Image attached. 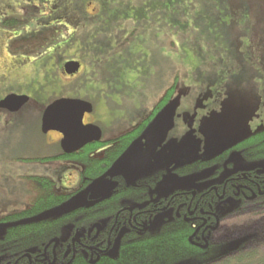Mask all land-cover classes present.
<instances>
[{
	"label": "rangeland",
	"instance_id": "1",
	"mask_svg": "<svg viewBox=\"0 0 264 264\" xmlns=\"http://www.w3.org/2000/svg\"><path fill=\"white\" fill-rule=\"evenodd\" d=\"M74 2L79 3V0ZM39 4H26V0H0V71L6 70L5 63L8 66L13 63L15 70L26 71L23 67L26 56H21L24 49L20 46L24 44L27 36L22 34L17 36L14 30L25 23H18L19 18L22 21L29 15L30 17L42 15ZM101 7L104 9L102 17H106L105 21L126 19L130 16L132 17L130 20L137 22L143 30H147L144 21L147 11L154 10L162 17L163 14L176 15L180 19L184 16L193 17L194 21L191 24H194L195 31L190 33V38L193 37L195 41L193 39L187 43L186 39L177 40V45L168 52L163 50L164 46H150L149 50L154 56L152 61L157 65V74L169 64L179 68V89L171 109L181 111L188 120L186 128L180 129L184 137L181 140H184L187 149L185 159L171 166L169 163L163 164V158L144 152L150 144L157 141L156 135L162 134L163 139V133H171L174 130V128H165L163 123H169L173 119L167 108L161 109L152 118L144 132L99 179L83 187L80 180L83 163L79 159L57 161L45 159V150L37 147L36 139L29 147L20 144L13 150L9 149L13 152L11 153L13 156L8 159L7 156L4 158V154L8 152L2 150L0 146V199L2 194L12 193V185L19 186L21 183L24 185L26 183L33 186L30 182L31 176L49 178L54 183L53 192L70 195L61 204L22 219L20 221L22 223L54 218L78 207L89 205L90 189L104 178L110 180L120 178L124 184L131 186L141 180L157 176L155 186L150 192L155 195L154 197H163L179 189L201 190L212 183L221 182L236 170L264 169V160L247 161L239 151L234 150L228 156L227 162L231 164L225 165L216 174L214 173L216 166L187 176H179L175 171V167L196 159L211 158L249 134L264 130V0H103ZM83 22V26H88L90 23V21ZM179 26L185 25L180 23ZM60 34L57 37L47 36L46 43L58 45L69 40L70 37L65 32ZM147 37V34L140 32L131 44ZM141 49L142 46L135 42L131 48L128 45L116 51L110 61H128L134 67L137 64L136 54ZM66 56L67 53L55 49H51L49 55L53 61L70 58ZM166 58L170 63H167ZM106 66L107 64L102 74L103 79L107 81L102 82L107 84L109 89H105L104 95L111 94L118 85L122 88L125 83L130 86L134 84L133 68L126 75H121L120 79H111L108 78ZM2 73L0 72V78ZM13 85L10 82L3 83L0 97L7 92L13 94L11 92ZM17 87L27 93L25 85L21 87L17 85ZM152 109L153 107L149 112ZM119 110L113 106L110 107L109 112L114 113ZM123 112L122 115L109 117L107 125L99 124L102 128H100L102 141L131 130L150 114L149 112L143 114L142 107H133ZM96 117L98 116H94V119ZM190 121L196 123L192 125ZM35 129L38 130L37 138L46 136L39 132L37 126ZM192 132L196 135L204 133L206 137L202 141L194 139ZM54 150L57 151L56 148ZM104 150L105 147L99 148L94 155L98 157ZM50 154L47 157L55 155ZM29 171L41 173L28 175ZM19 189L20 199L29 206L35 197L31 198L24 189ZM35 193V195L39 194L38 191ZM10 197L15 196L10 194L4 196L0 204ZM240 210L223 219L217 230L212 233L213 241L221 243L218 245L219 254L232 253L241 244L240 238L243 236L264 237V209L249 207ZM11 211L12 208L9 211L6 209L5 214L0 215L1 235L10 224L20 223L3 220L6 213ZM167 214L168 212L165 211L156 214L150 229L156 231ZM116 251L117 244L111 249V253L116 254ZM175 264H194V260L186 259Z\"/></svg>",
	"mask_w": 264,
	"mask_h": 264
},
{
	"label": "trees",
	"instance_id": "2",
	"mask_svg": "<svg viewBox=\"0 0 264 264\" xmlns=\"http://www.w3.org/2000/svg\"><path fill=\"white\" fill-rule=\"evenodd\" d=\"M174 90L175 84L165 91L150 114L131 130L109 140L94 142L76 154H60L57 158H75L83 163L80 179L83 186L99 179L144 132L156 113L169 101ZM102 147H106L103 154L93 156ZM234 150L239 151L244 160H264V130L249 134L211 158L193 160L175 168V171L179 176H187L216 166V174ZM115 180L118 181L116 190L90 206L79 207L54 218L22 223V219L61 204L69 197L53 192L54 184L50 179L31 177V182L40 189V194L28 208L3 218L20 223L10 224L0 235L1 264H12L21 255L22 260L17 264H27L26 253L34 257L44 252L46 246L51 249L58 239L69 243L76 231L83 235L77 240L76 252L69 264H175L186 259H193L194 264H264V237L256 236L252 244H247L250 236L242 237L241 244L229 255L219 254L220 244L211 238L216 225L227 214L248 204H257L264 209V169L237 170L223 182L207 186L194 196L178 191L158 200L150 198V189L157 181L155 177L131 186L124 184L120 178ZM234 183L250 187L258 196L256 200L245 202L241 197H236L231 191ZM224 185L227 191L221 198ZM166 205L171 209V217L164 220L159 230L151 231L149 228L153 217ZM178 207L179 216L176 217ZM95 224L101 228L94 237L95 232L88 235L87 231ZM143 226L146 228L142 230ZM117 238V254L111 255L106 250L113 247ZM60 243L56 246V254L59 255L55 263L67 264L71 255L66 259L63 257ZM48 251L50 253L52 249ZM91 255L94 262L89 261Z\"/></svg>",
	"mask_w": 264,
	"mask_h": 264
},
{
	"label": "crops",
	"instance_id": "3",
	"mask_svg": "<svg viewBox=\"0 0 264 264\" xmlns=\"http://www.w3.org/2000/svg\"><path fill=\"white\" fill-rule=\"evenodd\" d=\"M27 3L34 5L40 3L39 9H42L43 12L37 17H30L29 15L22 21L19 18L18 23H25L14 30L17 36L20 34L27 36L24 44L20 47L24 49V54L21 53V56H26V59L23 60V67L27 71L25 88L30 105L28 110L16 115L9 116L0 113V146L2 150L8 152L4 154V158L7 156L8 159L13 156L11 154L13 152L9 149L13 150L15 146L20 144L29 147L33 145L34 139L38 140L37 147L40 150H45L44 155L59 153L58 150L56 152L49 147L50 142L52 139L56 140L57 135L48 137V139L44 137L39 139L37 138L38 130L35 129L36 126L39 128L41 125L40 118L44 107L56 99L73 98L90 103L91 113L88 115L87 121L100 127V123L107 125L109 117L122 115L124 110L133 107H142L144 109L143 114L148 113L161 99L165 91L175 84L171 98L162 108H167L168 112L173 115V119L169 123L163 122L165 128H174V130L171 133H163V139L162 134L156 135L157 141L150 144V147L144 152L155 155L157 158H163L162 163H169L171 166L183 161L187 149L184 140H181L184 137L180 129L186 128L188 120L181 111L171 109L179 89V68L169 64L157 74V65L152 61L154 56L149 50L150 46H164L165 49L163 47V50L168 52L177 45V40L184 41L186 39L187 43L192 41L194 38H190V33L195 31L194 24H191L194 21L193 17L184 16L180 19L176 15L164 14L162 17L154 10L147 11L146 18H144L147 30H143L137 22L130 20L132 18L130 16L126 19L117 18L110 22L105 21L106 17H102V10L104 9L101 7L103 0H79V3L74 2V0H26ZM83 21H90V23L88 26H83ZM180 23L185 26L180 27ZM61 32H65L70 37L68 41L58 45L46 43L47 36L57 37L61 35ZM140 32H144L148 37L135 41L138 42L139 46H142V49L136 54V66L133 67L128 61L114 60L111 62L110 58H113L116 51L121 48L124 49L128 45L129 48L132 47L135 43L131 44L132 40ZM35 37L37 38L35 39ZM51 49L65 52L67 53L66 57L70 58L64 61H53L49 57ZM70 60L80 64L79 70L74 76H64L62 73L63 64ZM166 60L167 63H170L168 58ZM106 64L108 78L111 79H120L121 75H126L133 68L134 84L130 86L125 83L122 88L118 85L111 94L104 95L105 89H109V86L102 82L107 81L103 79L102 74ZM113 106L120 110L114 113L109 112L110 107ZM94 116L98 117L94 119ZM190 122L192 125L196 123L195 121ZM16 124L19 125L16 126ZM18 128L20 129L17 130ZM192 135L194 139L201 141L206 137L204 133L196 135L192 132ZM31 173L33 172H28V174ZM19 188L24 189L31 198L36 194L34 186L26 183L25 185L21 183L19 186L12 185V193L8 194L15 197H10L6 202L0 204V215L5 214L6 209L9 211L12 208L11 212H14L28 207L19 197ZM8 194H2L0 202ZM25 198L28 199V197Z\"/></svg>",
	"mask_w": 264,
	"mask_h": 264
},
{
	"label": "flooded vegetation",
	"instance_id": "4",
	"mask_svg": "<svg viewBox=\"0 0 264 264\" xmlns=\"http://www.w3.org/2000/svg\"><path fill=\"white\" fill-rule=\"evenodd\" d=\"M65 64V63H64ZM5 66H7V68H6V70L4 71H0V72H3L2 73V76H1V78H0V80L2 81V83H0V88L2 87V84L3 83H8V82H10L11 84H14L13 86V88H12V93L13 94H17V95H26L27 96V94H26V92H24V91H22L21 90V88H19V87H17V85L18 86H24L25 85V87H26V83H27V71H23V70H15L13 67H15V65L13 64V63H11V65L10 66H8L7 65V63H5ZM64 66V65H63ZM62 73L64 74V75H67L66 73H64V69H63V67H62ZM67 76H72V75H67ZM1 90V89H0ZM9 92H7L6 94H4V95H2L1 97H0V99H3L4 97H6L7 96V94H8ZM6 95V96H5ZM8 95H10V94H8ZM27 104V105H26ZM27 107H26V106ZM30 104H29V99H28V101L22 106L24 109H22V108H20L19 110H17V111H14V112H12V111H9V110H6L5 108H1L0 109V113H3V114H5V115H16V114H19V113H23V112H25L26 110H28L27 108H28V106H29ZM154 108V107H153ZM2 110H6V111H2ZM153 110V109H152ZM151 110V111H152ZM91 113V112H90ZM90 113H85V115L83 116L84 118H83V122H84V124H94V123H92V122H90V121H87V117H88V115L90 114ZM150 113V112H149ZM157 114V113H156ZM96 125V124H95ZM39 132L41 133V134H43V135H46L44 138H46V139H48V137H52L53 135L55 136V135H57V138H55L56 140H54V139H52V142H50V146H51V148L53 149H57L58 151H59V153L57 154H55L54 156H51V157H47L46 155H44L46 158L45 159H47V158H52V159H50V160H53V159H55L56 161L57 160H66V159H60V158H57V156L58 155H60V154H66V155H72V154H76V153H78L80 150H82L84 147H87L88 145H91V144H93L94 142H92V143H89V144H86L85 146H83L81 149H79L78 151H76V152H73V153H71V154H68V153H65L64 151H63V149L61 148V146H60V141H61V138L63 137V135L61 134V133H59V132H57V131H48L47 133H43L42 131H41V125H39ZM100 141H102V140H100ZM99 142V141H98ZM49 146V147H50ZM106 148V147H105ZM57 152V151H56ZM93 156H95L94 155V153H93ZM67 159H75V158H67ZM229 163V164H228ZM231 163L230 162H227L225 165H230ZM83 165V164H82ZM224 165V166H225ZM177 168V167H176ZM82 170H83V168H82ZM237 171V170H236ZM33 173H36V174H38V173H41L40 171H33ZM233 173V172H232ZM28 175H31V174H28ZM230 175V174H229ZM228 175V176H229ZM81 176H82V171H81ZM228 176H226L221 182H223L225 179H227V177ZM31 177H35V176H31ZM37 177V176H36ZM35 177V178H36ZM39 177H41V176H39ZM46 178V177H45ZM156 179H158L157 178V176L155 177ZM31 179V178H30ZM49 179V178H48ZM112 180H115V178H113ZM52 181V180H51ZM116 181V180H115ZM30 182H31V180H30ZM117 183H118V181H117ZM218 183V182H217ZM31 184H33L32 182H31ZM54 184V183H53ZM212 184H214V183H212ZM212 184H210V185H212ZM210 185H208V186H210ZM34 186V185H33ZM118 186V185H117ZM155 186V185H154ZM81 187H83V185L81 184ZM153 187V186H152ZM207 187V186H206ZM205 187V188H206ZM226 187L227 186H225L224 185V187H223V190L221 191V198H223L224 196H225V194H226V191H227V189H226ZM34 188L36 189V191H38L39 192V194H40V189H38L37 187H35L34 186ZM117 188V187H116ZM153 188H151L150 189V191L152 190ZM204 189V188H203ZM116 189L114 188V190L112 191V192H114ZM202 190V189H201ZM178 191H180V192H185L186 194H191L192 196H194V194L197 192V191H200V190H193V189H189V190H186V189H179V190H175L174 192H172V193H170V194H173V193H175V192H178ZM231 191L235 194V196L236 197H241L245 202H247V201H253V200H256V198L258 197L253 191H251V189H250V187H248L247 185H244V184H242V183H234V184H232L231 185ZM111 192V193H112ZM246 192V193H245ZM111 193H109V194H111ZM225 193V194H224ZM38 194V195H39ZM109 194H107V195H105V196H103V197H101V198H104V197H106V196H108ZM170 194H168V195H166V196H161V197H154L155 195L154 194H151V192H150V198H151V200H158V199H160V198H166V197H168ZM38 195H35L34 197L36 198ZM63 195H66V194H63ZM70 196V195H69ZM88 197H89V195H88ZM34 198V199H35ZM100 198V199H101ZM34 199H32V200H34ZM100 199H97V200H100ZM90 200V199H89ZM97 200H91V202H90V204H89V206L93 203V202H95V201H97ZM227 200H229V199H227ZM226 200V201H227ZM230 201V200H229ZM32 203V202H31ZM30 203V204H31ZM167 204H169V203H167ZM88 206V205H87ZM29 207V206H28ZM27 207V208H28ZM83 207V206H82ZM249 207H260V206H258L257 204H255V205H252V204H248V205H245V207H243V209H247V208H249ZM79 208V207H78ZM169 207H168V205H166V206H164L163 208H160V211L158 212V213H160V212H163V211H165V212H168V214L167 215H165V217H164V219H163V221L161 222V225H160V227L162 226V224L164 223V220L166 219V218H170L171 217V215H172V212H171V209H168ZM262 208V207H261ZM24 209H26V207H24V208H21L20 210H18V211H14V212H11V213H8V214H12V213H17V212H20V211H22V210H24ZM179 209H180V207H178L177 209H176V211H175V214H176V217H178L179 216ZM74 210V209H73ZM242 210V209H241ZM240 210V211H241ZM70 211H72V210H70ZM67 213V212H66ZM158 213H156V214H158ZM233 213H235V211H233L232 213H230V214H227L224 218H222L219 222H218V224L216 225L217 227L213 230V232L214 231H216L217 230V228L219 227V224H220V222L223 220V219H225L226 217H228L229 215H231V214H233ZM64 214V213H63ZM156 214H155V216H156ZM62 215V214H61ZM191 215V214H190ZM60 216V215H59ZM187 219V218H186ZM153 221H154V217H153ZM153 221H152V223H153ZM152 223H151V225H152ZM222 223V222H221ZM97 225H99V224H95V225H93V227H91V229L89 228V230L87 231V234L88 235H91L92 234V232H95V235H94V237L95 236H97V234H98V232H99V230H100V228H101V226L99 225V228H97ZM151 225H150V228H151ZM159 227V228H160ZM146 227L145 226H143L142 227V230L143 229H145ZM149 228V229H150ZM159 228H157V230H159ZM95 231H94V230ZM151 231H153L152 229H150ZM156 230V231H157ZM156 231H153V232H156ZM212 232V233H213ZM1 235V234H0ZM82 233L81 232H79V231H76V232H74V236L70 239V242L69 243H67V242H64L63 240H60V239H58V240H55V245L51 248L52 249V252H50L49 253V251L48 250H51V249H49L48 248V246H46L45 247V249H44V252H41V253H38V254H36L34 257H32V256H30V254L29 253H26L25 254V256H26V258H27V264H57V263H55L57 260H58V255H59V253L58 254H56L57 253V251H56V246L60 243V246H61V250L64 252L63 253V257L66 259V258H68V256L69 255H71L70 256V259H69V261H68V263L67 264H69L70 262H71V260H72V258H73V256H74V253L76 252V244H77V240L80 238V237H82ZM247 236V235H246ZM244 237V236H243ZM256 236H251V239H250V241L247 243V244H252L253 242H254V238H255ZM211 238H212V235H211ZM241 240H242V237L240 238ZM254 239V240H253ZM117 240H118V238L115 240V243L113 244V247L115 246V244H117V251H118V243H117ZM212 240H213V238H212ZM219 244H221V243H219ZM113 247H108L107 248V252H109L111 255H116V254H112L111 253V249H113ZM22 256L23 255H21V256H19L12 264H17V262L20 260H22ZM89 261L90 262H94V259L92 258V255L90 256V259H89ZM3 262V259L0 257V264Z\"/></svg>",
	"mask_w": 264,
	"mask_h": 264
},
{
	"label": "water",
	"instance_id": "5",
	"mask_svg": "<svg viewBox=\"0 0 264 264\" xmlns=\"http://www.w3.org/2000/svg\"><path fill=\"white\" fill-rule=\"evenodd\" d=\"M64 73L75 74L80 67L76 61L63 64ZM28 101V96L10 94L0 99V109L17 111ZM41 119V131H57L63 135L60 146L65 153L78 151L86 144L101 140L100 127L95 124H84L83 116L91 112L90 103L73 98H59L44 107ZM118 185L117 181L104 178L90 189L89 199L97 200L111 193ZM99 228V225H97Z\"/></svg>",
	"mask_w": 264,
	"mask_h": 264
}]
</instances>
